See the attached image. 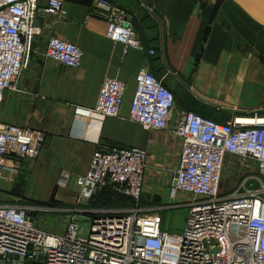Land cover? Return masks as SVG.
Returning a JSON list of instances; mask_svg holds the SVG:
<instances>
[{
    "label": "crops",
    "instance_id": "obj_1",
    "mask_svg": "<svg viewBox=\"0 0 264 264\" xmlns=\"http://www.w3.org/2000/svg\"><path fill=\"white\" fill-rule=\"evenodd\" d=\"M93 1L64 0L62 12L50 16L41 10L45 0H37L34 20L40 33L33 38L26 66L13 86L3 91L0 103L2 122L43 134L35 158L22 160L14 176L3 173L0 204L47 208L34 211L33 219L37 224L39 213L52 215L46 221L50 229H45L51 233H62L71 215L76 221H88L101 213L127 211L136 204L143 210L161 211L180 203L181 199L173 202L169 197L180 139L168 130H145L128 119L134 76L139 70L147 68L172 91L176 111H194L223 123L235 115L264 116V101H257L264 99V62L253 56L258 52L264 57V27L233 0H105L122 10L142 43L143 49L129 48L125 53L122 43L104 36L105 17ZM50 35L81 50L78 67L44 56ZM105 77L126 84L120 114H74L75 105L93 106ZM246 84L261 90L252 92ZM245 98L253 100V106ZM256 119L264 123V118ZM114 147L146 151L143 188L137 203L124 199L127 204L114 206L117 196L105 188L92 193L87 201L73 187L74 176L86 171L93 151ZM232 160L235 162L234 156H227V167L235 168V175L243 172L244 168L236 167ZM250 162L245 169L253 171L255 166ZM225 169L222 193L237 179L232 182ZM31 200L48 204L35 205ZM95 200L103 206L91 204ZM52 221L62 223L63 228Z\"/></svg>",
    "mask_w": 264,
    "mask_h": 264
},
{
    "label": "built area",
    "instance_id": "obj_2",
    "mask_svg": "<svg viewBox=\"0 0 264 264\" xmlns=\"http://www.w3.org/2000/svg\"><path fill=\"white\" fill-rule=\"evenodd\" d=\"M63 1L45 0L41 10L57 16ZM93 3L104 14L107 39L122 43L124 53L143 49L122 10L105 0ZM37 10V0H0V103L3 91L26 66L33 38L40 33L34 20ZM44 56L75 68L81 50L50 35ZM134 83L128 119L145 130H168L180 139L169 197L173 202L189 198L183 231L164 230L160 211L136 204L127 211L90 217L85 235L78 233L73 215L62 233H51L33 223V212L47 208L0 204V258L11 255L17 262L20 257L23 264H264V123L244 122L259 116L235 115L223 123L194 111H176L172 91L147 68L135 74ZM125 90L122 80L105 77L93 106L75 105L73 113L118 116ZM42 141L41 131L0 120V179L4 172L16 175L22 160L35 158ZM227 156H234L235 166L244 171L222 193ZM146 157L139 147L95 150L86 171L74 176L73 187L88 197L109 185L137 203ZM248 161L255 163L253 171L245 169Z\"/></svg>",
    "mask_w": 264,
    "mask_h": 264
},
{
    "label": "rangeland",
    "instance_id": "obj_3",
    "mask_svg": "<svg viewBox=\"0 0 264 264\" xmlns=\"http://www.w3.org/2000/svg\"><path fill=\"white\" fill-rule=\"evenodd\" d=\"M261 52V51H260ZM253 56H258L259 59H262L264 58L263 55H261V53H259L258 55V52H253ZM262 61V60H261ZM263 62V61H262ZM249 86L250 87V90L252 92H260L261 88L260 87H257V86H253V85H250V84H246V87ZM245 87V88H246ZM259 94V93H258ZM256 94V95H258ZM246 99V98H245ZM247 102H250L251 103V106L252 105V102L253 100H247ZM258 102L260 101H264V99H261V100H257ZM260 120V119H259ZM264 120V119H262ZM254 121L253 119H249L248 122H252ZM255 122V121H254ZM259 122V121H257ZM263 122V121H262ZM227 160H226V169L228 172V176L230 177V180L235 181V177L237 175H235L233 173V169H229L227 167ZM231 163H234V160L231 161ZM251 163V167H254L255 166V163L254 162H250ZM224 171V169H223ZM101 188H96L95 190H93L91 192V194L89 196L93 194H95L97 191L101 190ZM88 197H83L85 198V200L87 201H90V198ZM188 200L189 198L186 196L184 198L181 199L180 203H176L174 205H172L171 207H168V208H165L163 210H161V214L163 215V224H162V228L166 231H169V232H174V233H181L185 227V221H186V217H187V214H188V210H189V207L187 206V203H188ZM100 201V200H98ZM114 201V200H112ZM132 203H135L133 200H132ZM91 204H94L95 206L97 207H102L101 204L99 202H97V200H95L94 202H91ZM109 204H112L111 202ZM109 204H104V206H106L107 208L109 207H112L110 206ZM121 204H127L123 198H121L120 196L118 197H115V202H114V206H117V205H121ZM40 205V204H39ZM106 207H103V208H106ZM49 216H52V215H49V214H46V213H39L38 214V217L35 218L37 224L39 225L40 228H44L45 229H50V226L47 225V220L49 218ZM77 225H78V233L81 234V235H85L87 233V228H88V221L87 220H77ZM33 223H34V219H33ZM52 223H55L52 221ZM58 227V228H63V225L62 223H55Z\"/></svg>",
    "mask_w": 264,
    "mask_h": 264
},
{
    "label": "water",
    "instance_id": "obj_4",
    "mask_svg": "<svg viewBox=\"0 0 264 264\" xmlns=\"http://www.w3.org/2000/svg\"><path fill=\"white\" fill-rule=\"evenodd\" d=\"M253 21L264 27V0H233ZM174 183V181H173ZM43 256V255H41ZM14 256L6 255L0 258V264H23L17 257V262H12Z\"/></svg>",
    "mask_w": 264,
    "mask_h": 264
},
{
    "label": "trees",
    "instance_id": "obj_5",
    "mask_svg": "<svg viewBox=\"0 0 264 264\" xmlns=\"http://www.w3.org/2000/svg\"><path fill=\"white\" fill-rule=\"evenodd\" d=\"M216 7H217V4L211 9V13L214 12V10H215ZM261 60L264 62V58H262ZM104 188H105V190H108V191L113 192L115 196H118V197L120 196L121 198L126 199V200H129L130 202H132V200L129 199L128 197L124 196L123 194H121V193H119L117 191H114L109 185H106V186H103L102 187V189H104ZM30 202H31V204L33 203L35 205H38V204H48V202L32 201V200ZM34 264H37V262H35Z\"/></svg>",
    "mask_w": 264,
    "mask_h": 264
},
{
    "label": "bare ground",
    "instance_id": "obj_6",
    "mask_svg": "<svg viewBox=\"0 0 264 264\" xmlns=\"http://www.w3.org/2000/svg\"><path fill=\"white\" fill-rule=\"evenodd\" d=\"M259 117H260V116H259ZM249 118H252V117H249ZM249 118L246 119L244 122H248ZM256 118H257V117H256ZM261 118H264V116H262ZM252 119H254V118H252ZM257 121H258V119L255 120V122H257ZM252 122H254V121H252ZM248 123H251V122H248ZM259 123H263V122H259Z\"/></svg>",
    "mask_w": 264,
    "mask_h": 264
}]
</instances>
